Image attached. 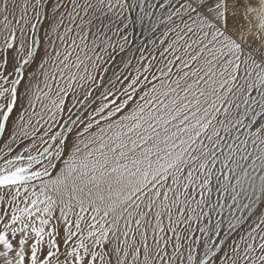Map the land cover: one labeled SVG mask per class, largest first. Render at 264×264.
I'll return each mask as SVG.
<instances>
[{
  "label": "snow or ice",
  "instance_id": "obj_1",
  "mask_svg": "<svg viewBox=\"0 0 264 264\" xmlns=\"http://www.w3.org/2000/svg\"><path fill=\"white\" fill-rule=\"evenodd\" d=\"M0 264H264V0H0Z\"/></svg>",
  "mask_w": 264,
  "mask_h": 264
}]
</instances>
